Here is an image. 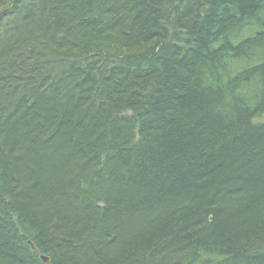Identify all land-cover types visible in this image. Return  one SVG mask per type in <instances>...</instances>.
<instances>
[{"label": "trees", "instance_id": "obj_1", "mask_svg": "<svg viewBox=\"0 0 264 264\" xmlns=\"http://www.w3.org/2000/svg\"><path fill=\"white\" fill-rule=\"evenodd\" d=\"M0 264H264V0H0Z\"/></svg>", "mask_w": 264, "mask_h": 264}, {"label": "water", "instance_id": "obj_2", "mask_svg": "<svg viewBox=\"0 0 264 264\" xmlns=\"http://www.w3.org/2000/svg\"><path fill=\"white\" fill-rule=\"evenodd\" d=\"M183 1H184V0H178V4H181ZM42 260H43L44 262L47 261V259H46L44 256H42Z\"/></svg>", "mask_w": 264, "mask_h": 264}]
</instances>
